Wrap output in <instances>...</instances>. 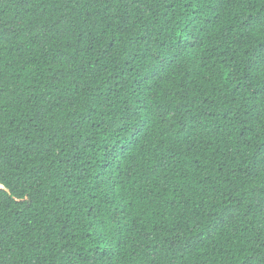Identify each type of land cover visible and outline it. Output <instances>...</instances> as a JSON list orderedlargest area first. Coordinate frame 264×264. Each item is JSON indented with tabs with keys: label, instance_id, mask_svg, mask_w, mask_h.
<instances>
[{
	"label": "trees",
	"instance_id": "1",
	"mask_svg": "<svg viewBox=\"0 0 264 264\" xmlns=\"http://www.w3.org/2000/svg\"><path fill=\"white\" fill-rule=\"evenodd\" d=\"M0 264H264V0H0Z\"/></svg>",
	"mask_w": 264,
	"mask_h": 264
}]
</instances>
